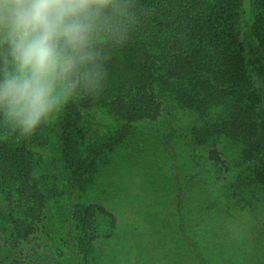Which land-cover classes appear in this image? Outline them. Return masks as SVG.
Masks as SVG:
<instances>
[{"label":"rangeland","instance_id":"obj_1","mask_svg":"<svg viewBox=\"0 0 264 264\" xmlns=\"http://www.w3.org/2000/svg\"><path fill=\"white\" fill-rule=\"evenodd\" d=\"M252 10L259 14L256 1ZM240 27L253 34L247 21ZM255 39L248 69L264 74L263 42ZM234 102L252 104L262 121L250 100H227L200 116L165 104L157 121L133 124L116 141L110 113L84 111L69 145L51 141L31 158L48 206L29 241L14 237L15 212L0 188V264H77L72 241L90 205L111 213L116 227L98 216L99 238L80 251L87 264H199L193 247L219 264L264 260V157L244 161L243 143L212 129ZM212 150L222 163L211 159Z\"/></svg>","mask_w":264,"mask_h":264},{"label":"trees","instance_id":"obj_2","mask_svg":"<svg viewBox=\"0 0 264 264\" xmlns=\"http://www.w3.org/2000/svg\"><path fill=\"white\" fill-rule=\"evenodd\" d=\"M246 1L248 12L244 10ZM255 1L259 14L252 10ZM127 7L126 38L118 41L105 28L93 42L104 74L101 90L81 85L41 125L44 133L39 134L38 128L29 137L12 132L0 116V188L14 209L12 231L19 241L27 242L41 230L48 206L47 195L33 177L31 158L44 154L51 141L63 140L69 145L68 132L78 131L84 111L110 113L118 124L116 141H121L131 125L157 121L165 104L200 116L227 100H250L262 121L256 120L252 104L234 102L212 129L243 143L244 161L264 157V143L260 142L264 135V74L248 69V60L257 50L255 38L264 46V0H127ZM244 21L253 34L238 28ZM6 49L0 31V78L11 68L4 64ZM84 70L82 66L73 78L82 76ZM210 157L216 164L222 163L217 150ZM259 177L264 180L263 173ZM100 214L108 217L112 230L116 227L115 217L105 209L85 207L78 219V237L72 241L77 264H87L81 247L99 238ZM192 251L199 264H219L197 248ZM252 261L248 264H264V260Z\"/></svg>","mask_w":264,"mask_h":264},{"label":"clouds","instance_id":"obj_3","mask_svg":"<svg viewBox=\"0 0 264 264\" xmlns=\"http://www.w3.org/2000/svg\"><path fill=\"white\" fill-rule=\"evenodd\" d=\"M128 17L127 0H0L11 65L0 78V116L9 129L29 137L81 85L101 90L94 39L108 28L123 41Z\"/></svg>","mask_w":264,"mask_h":264}]
</instances>
